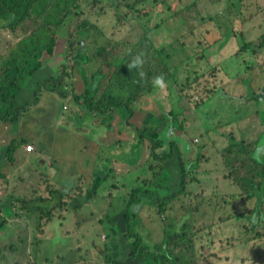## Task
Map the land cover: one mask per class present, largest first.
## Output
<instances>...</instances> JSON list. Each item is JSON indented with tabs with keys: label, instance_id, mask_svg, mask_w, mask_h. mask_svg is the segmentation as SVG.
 I'll return each instance as SVG.
<instances>
[{
	"label": "rangeland",
	"instance_id": "rangeland-1",
	"mask_svg": "<svg viewBox=\"0 0 264 264\" xmlns=\"http://www.w3.org/2000/svg\"><path fill=\"white\" fill-rule=\"evenodd\" d=\"M82 4L81 17L73 18L62 31L64 33L57 42L54 55L44 54V66L28 79L18 96L17 104L31 102L38 92L39 83L56 76L60 65L65 61H68L69 65L78 64L77 68L74 66V72H71L73 78L69 80L72 82L69 86L74 87L76 93L82 94L84 68L89 78L97 71L105 73L107 69L111 71L116 56L132 47L144 34V42L150 47L155 59H152L154 64L159 63L155 50L159 53L163 49L166 62L169 63L170 60L175 61V64L180 62L178 75L181 86L177 88L181 99L176 112L180 115V121L186 124L181 138L184 142H187V137L194 136L199 140L193 142L194 147L189 151L185 150L186 153L183 152L181 156L188 164L199 161V167L197 166L195 172L187 178V191L195 196L188 197V201L186 199L182 201L184 195L177 200L174 199L166 205L168 210L163 215L160 214L157 205L144 203L139 209L141 219L138 232L143 236L145 243L153 245L162 242L167 228L178 229L187 221L190 224V229L186 227L187 241L179 243L178 248L164 246L177 256L181 257L184 254L182 258H186L188 264H264V225L253 230L251 220L247 219L253 215L252 210H255L257 199L240 198L244 199L241 205L238 201L235 202L240 209L245 205L248 209L246 211L248 216L241 221L233 219L218 224L216 218L219 213L215 208L216 202L220 201L222 196L240 192L233 178H224L228 173L226 171L228 165L222 156L223 151L229 146L230 135L237 141L244 139L248 143L256 142L262 135L261 127L241 118L255 112L258 115L264 113V65L260 63V55L243 61L240 67L236 63L241 62L246 56V53L241 52L239 35H242L245 43H251L264 34V0H84ZM209 16L215 19H209ZM85 19L96 29L91 30L93 35L89 39L83 38L84 47L82 46L81 50L91 58L87 64L84 63L83 68L81 64L67 58L70 57L67 49L70 47L71 35L76 34L79 23ZM2 23L0 21V51H3L8 43L12 45L18 41V36L10 37L7 30L1 28ZM232 31L236 32L238 37L232 35L225 42L226 33L232 34ZM167 48L172 50L169 58ZM230 82L233 84V94L227 87ZM225 95L243 100L236 103ZM177 103L178 100L173 101V104ZM170 104V101L169 103L165 101L167 108H170ZM69 110L66 109L65 112ZM154 113H159L157 106ZM96 119L97 122H102L99 117ZM87 123L89 120L85 115L84 122L79 121L78 128ZM117 129L119 130L118 126L105 138L101 151L104 157L113 153L115 147L126 145L119 142L126 133ZM148 129L146 132L150 133ZM96 131L95 128L91 134L94 136ZM172 133L173 131L171 138H167L168 144L158 150L160 158L166 155L163 152H170L169 142L178 140L180 134L175 133L172 138ZM161 134L163 138V132ZM147 136L149 137V134L144 141H149ZM82 137L85 138V135L82 134ZM131 139L129 133L128 140ZM143 146L140 145L139 150ZM260 149V154L257 155L256 152V155L263 159L264 149L263 147ZM74 152L76 153L72 159L74 163L86 159L82 152L77 153L76 148ZM160 158L155 160L150 155L149 147L144 148L137 167L119 168L124 174L122 180L108 174L106 184L100 191L102 193L96 194L94 198L87 195L91 185L85 183V187L79 192H71L69 197H66L70 206L66 204L62 209L54 208L58 202L53 204L48 202L56 197L50 196L41 179L28 170L27 177L30 181L25 183L26 190L18 189L14 193L32 200L27 203V207L34 206L33 200L38 197L45 198L41 202L38 201L37 205L54 209V217L51 221L42 220L40 210L28 216L21 211L20 203L15 202L14 210H17V213L6 218L7 224L0 231V264H109L106 256L110 252L105 249L107 240L105 235L125 231L123 210L134 187H141L157 194L150 187L157 184L158 175L164 171L166 175L161 178L167 181L165 184L170 186V192L161 198L170 197L179 191L181 171L177 159L163 161ZM247 158L243 156L241 159L244 161ZM238 166L241 168L238 173L243 174L245 164ZM105 169L106 166L103 170ZM100 171L96 169L94 174L103 179ZM75 173L76 171L73 174ZM79 181L78 179L70 184ZM64 186L59 193L63 194V190L70 188L69 183H65ZM104 193L109 195L106 197ZM81 195L92 200L86 203L83 209L76 211L73 209L75 203L73 199ZM202 195L204 197H201ZM60 198L58 194L56 200ZM45 200L47 202H44ZM128 207L134 210L140 205L128 204ZM236 208L238 209L237 206ZM262 210L264 219V203ZM133 220L134 218H131L132 222ZM113 221L116 223H112ZM132 229L135 230L134 225ZM249 229L252 230L250 233ZM258 232L260 235H257ZM217 256L220 259H216ZM127 257L125 252L119 259L124 262ZM126 263L152 264L151 261L141 263L129 257Z\"/></svg>",
	"mask_w": 264,
	"mask_h": 264
},
{
	"label": "trees",
	"instance_id": "trees-1",
	"mask_svg": "<svg viewBox=\"0 0 264 264\" xmlns=\"http://www.w3.org/2000/svg\"><path fill=\"white\" fill-rule=\"evenodd\" d=\"M83 2L84 0H0V21L3 22L1 28H5L10 37L13 35L18 36L17 43L12 45L8 43L5 49L0 51V123L7 122L14 127L19 123L20 109L16 107L19 94L29 81L28 79L36 75L44 66V54L54 55L57 42L61 34L64 33L62 31H64L67 24L71 23L73 18L81 17ZM208 18L215 19L212 16ZM92 29H96V27L89 20L85 19L80 22L76 34L71 35L70 47L67 49V54L70 57H67V55L66 57L81 64L83 68L84 63L87 64L88 61H91L89 55L81 50L82 46L84 47L83 38L89 39L93 35L91 34ZM232 35L238 37L236 32L232 31V34L230 32L226 33L225 42ZM144 41L145 35L143 34L142 39L137 41L132 47L123 50L122 54L117 55L111 71L109 69H107L106 73L97 71L90 78L88 77L90 86L83 94L74 93L76 92L74 87L69 86L72 83L69 80L73 78L71 72H74L73 70L78 67V64L72 63V65H69L68 61H65L60 65L56 76L49 77L39 83L40 90L36 93L37 98L41 89H45L57 92L65 100L73 95L75 104H84L89 110L98 112L100 116L107 114L109 110L117 108L119 111L120 109L126 115L124 127L135 128L137 138L140 137L136 147L139 149L140 145H144V139L149 134V137H147L150 143V155L155 160H159L160 154H158V150L168 144L166 141L167 138H171V131H173L172 138H174L176 131L183 130L186 125L180 121V115L176 112V109H179L178 104L181 99L178 89L181 86V80H179L178 75V64L180 62L177 64L173 60H170L169 63L166 62L163 57L165 49H163L159 53L155 50L159 63L156 62L154 64L153 60L155 59L150 47ZM239 43L243 53L258 54L264 52V34L257 41L251 43H245L242 35H239ZM167 54L169 58L172 54L171 48H167ZM137 57L142 61L141 66L130 69L128 65ZM84 71L87 73L86 68H84ZM157 77L162 78V83L156 82ZM174 97L175 100H178L177 104H173V101H175ZM165 101L171 102L170 108L165 106ZM141 102L148 104L150 111L146 116L149 120H145L147 121L145 125L144 120H141L143 118L142 111L137 109ZM156 106L159 111L158 114L154 113ZM137 120H139V124H137ZM248 120L249 123H257L261 127L262 135L260 138L254 143H248L244 139L237 141L230 135L228 139L229 146L223 151L222 156L228 165V168H226L228 173L224 175V178H233V181L239 187L240 194L222 196L220 201L216 202L215 208L219 213L216 218L218 224L229 222L233 219L241 221L248 216L246 212L248 209H246V205L240 209V206L235 202L238 201L241 205L244 199H257L255 210H252L253 215L251 214L247 218L251 220L252 229L254 230L264 225L262 210V204L264 203V158L259 159L256 155L258 148L263 147L264 149V113L259 115L256 113L249 117ZM147 128H149L148 130L151 134L146 132ZM161 132L164 134L163 138H161ZM261 144L263 145L260 146ZM169 145L170 152H163L166 155L160 160L177 159L181 171L179 191L170 197L161 198L170 192V186L165 184L167 181L161 178V176L166 175L164 171H161L158 175L157 184L150 187L157 194L141 187H134L123 210L124 216L122 219L125 231L122 233H118V231L117 233L111 232L105 235V239H107L105 240V249L110 252L106 256V261L109 264H127L128 257L141 263L151 261L152 264H181V262L188 264V260L182 258L184 254L181 257L177 256L169 249L166 250L165 246L178 248L179 243H185L188 235L186 227L190 229L189 222H183L178 229L167 228L162 242L153 245L145 243L143 236L137 230L141 219L139 209L144 203L157 205L160 214L163 215L168 210L166 205H169L174 199L177 200L184 195L182 201L185 199L188 201V197L195 196L187 191V178L191 173L195 172L197 166L199 167V161L197 162L196 160L189 164L184 162L185 160L181 156L183 151L178 142L172 140ZM18 146L19 143L14 141L6 151L7 159L11 165L14 163V154ZM243 156L248 158L243 161L241 159ZM242 164H245L242 170L243 174H239L238 172H240L241 168L238 165ZM150 167L152 168V166ZM98 176L96 175L95 182L89 187L90 194H92L90 198L95 197L102 183L106 181V174L102 175L103 179ZM54 196L57 198L58 195L54 194ZM62 197L58 201L55 198L53 201L48 200V202L52 204L58 202L54 208L61 207L62 209L66 204L70 206V203ZM84 197L85 195H81L73 199V202H75L73 204L74 210L83 209L84 205L92 200L86 197L84 199ZM201 197L204 196L202 195ZM240 198L244 199L240 200ZM43 199L45 198L38 197L33 200L34 206L29 207H27V203L32 200L17 199V201L20 203L21 211L25 212L26 215H32L35 211L40 210L42 220L51 221L55 210L46 209V206L42 207L41 204L37 205V202H41ZM44 202L47 201L45 200ZM128 204L140 205V207L133 210L132 208L129 209ZM236 206L239 211H237ZM4 210V215L1 214L0 210V231L7 224L6 218L15 214L13 209L4 208ZM131 218H134V222L131 221ZM112 223H116V221ZM132 225H134L135 230L132 229ZM132 231L134 232L131 233ZM248 231L250 233L252 230L249 229ZM257 235H260V232ZM125 252H127L128 257L123 262L116 253ZM216 259H220V257L217 256Z\"/></svg>",
	"mask_w": 264,
	"mask_h": 264
},
{
	"label": "crops",
	"instance_id": "crops-1",
	"mask_svg": "<svg viewBox=\"0 0 264 264\" xmlns=\"http://www.w3.org/2000/svg\"><path fill=\"white\" fill-rule=\"evenodd\" d=\"M254 55H260V63L264 65V52L258 54L247 52L245 58L241 62L236 63V65L240 67L243 61H246L248 58H254ZM89 86V78L84 72L83 93ZM232 86L233 84L231 82L227 84L231 93L233 91ZM225 97L234 100L236 103L243 100H239L233 96L225 95ZM241 98H244V96H241ZM32 101L19 104L16 101V107L20 109V120L15 127L7 122L0 123V210L2 215L5 213L4 208L14 210L13 206L15 202H18L17 199H25L17 193H14V191L17 192L18 189L26 190L25 183L30 181V178L27 177L28 170L36 175L38 179H41L43 186L48 189L46 191L50 196L60 194L66 200V197H69L71 192H79L86 184L89 183L88 185H92L95 182L96 174L94 173L96 169L101 170L100 173L102 172L103 175L106 174L107 176L111 174L117 180H122L124 174L121 173L119 168H126L127 166H131V168L137 167L143 149L149 147L150 150L148 141H145L141 150H137L136 143L138 139L135 134V128L124 127L126 115L120 109L119 111L117 108L115 110H109L107 114L100 116L98 112L89 110L86 105L71 102L73 101V95L65 100L57 92L45 89H41L38 98L35 94ZM65 106H68V110L70 109L69 112H65ZM137 109H141L143 117L141 120H144L145 125L147 122L145 120H149L146 118L150 112L149 106L145 102H141ZM87 110L89 113H85ZM256 113L241 119H248ZM85 115L89 123L84 124V126L82 125V128H78L79 121L83 123ZM98 117L102 122H97L96 118ZM104 120L107 122H103ZM97 123L98 125H96ZM137 124H139V120H137ZM117 126L119 128V130L117 129L118 131L126 133L125 137L119 141L126 145H121L120 148L115 147L113 153L104 157L101 151L105 144V138ZM95 128L97 131L96 134L94 133V137L91 132ZM130 129H134V131ZM181 131L176 132V135L180 134L177 137V142L183 149V152L186 153L185 150L189 151L191 149L196 136H194L195 139L187 137V142H184L181 134L185 131L184 129ZM129 133H131V140H128ZM82 134L85 135V138L82 137ZM14 141H17L19 146L14 154V163L11 165L7 159L6 151ZM28 145L34 146L33 152L26 151L25 148ZM75 148L77 153L82 152L86 159L74 163L72 159L76 156L74 152ZM105 166L106 169L103 170ZM108 168L111 169L108 170ZM74 171H76L75 175L73 174ZM78 179L80 180L78 183L74 182V184H70ZM65 183H69L70 188L66 191L63 190L64 193L61 194L59 190L65 188ZM105 184L104 181L101 188ZM113 187L115 188V186ZM101 188L97 191V194L102 193L100 192ZM104 194H106V197L109 195V193ZM87 195L89 197L92 196L89 188ZM14 212L16 214L17 210H14ZM121 254L116 253L119 256Z\"/></svg>",
	"mask_w": 264,
	"mask_h": 264
},
{
	"label": "clouds",
	"instance_id": "clouds-1",
	"mask_svg": "<svg viewBox=\"0 0 264 264\" xmlns=\"http://www.w3.org/2000/svg\"><path fill=\"white\" fill-rule=\"evenodd\" d=\"M141 64H142V61L140 60L139 57H137V58H134L133 62H132L130 65H128V67H129L130 69H131V68H139V67L141 66ZM156 82H157V83H162V78L157 77ZM198 141H199L198 139H195V142H198ZM192 147H194V145H192ZM260 152H261V149L258 148V149H257V155H259Z\"/></svg>",
	"mask_w": 264,
	"mask_h": 264
},
{
	"label": "built area",
	"instance_id": "built-area-1",
	"mask_svg": "<svg viewBox=\"0 0 264 264\" xmlns=\"http://www.w3.org/2000/svg\"><path fill=\"white\" fill-rule=\"evenodd\" d=\"M66 109H68V107L67 106H65V110ZM26 151H28V152H33L34 151V146L33 145H28V146H26Z\"/></svg>",
	"mask_w": 264,
	"mask_h": 264
}]
</instances>
